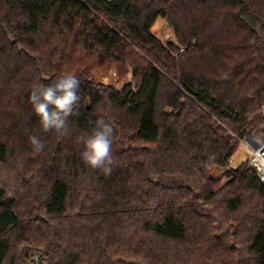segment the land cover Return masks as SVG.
Wrapping results in <instances>:
<instances>
[{
	"label": "trees",
	"instance_id": "16d2710c",
	"mask_svg": "<svg viewBox=\"0 0 264 264\" xmlns=\"http://www.w3.org/2000/svg\"><path fill=\"white\" fill-rule=\"evenodd\" d=\"M93 53L133 81L98 80ZM66 74L81 101L45 132L30 93ZM101 116L110 174L77 143ZM249 131L264 141V0H0V264H264V183L214 174Z\"/></svg>",
	"mask_w": 264,
	"mask_h": 264
},
{
	"label": "clouds",
	"instance_id": "9594fccd",
	"mask_svg": "<svg viewBox=\"0 0 264 264\" xmlns=\"http://www.w3.org/2000/svg\"><path fill=\"white\" fill-rule=\"evenodd\" d=\"M79 87L80 80L75 75L66 74L57 76L50 86L39 85L32 88L29 103L45 132L54 130L60 135L67 134L68 117L74 113L81 101ZM113 138L112 124L101 116L95 121L90 133L77 138V143L83 145L80 156L84 164L110 174L113 164ZM29 139L35 151L43 150L44 144L39 137L31 136ZM251 163L256 168L257 175L264 181V155H256Z\"/></svg>",
	"mask_w": 264,
	"mask_h": 264
},
{
	"label": "rangeland",
	"instance_id": "374dc122",
	"mask_svg": "<svg viewBox=\"0 0 264 264\" xmlns=\"http://www.w3.org/2000/svg\"><path fill=\"white\" fill-rule=\"evenodd\" d=\"M151 30L164 42H167L168 40L176 41L172 27L163 18H158L152 25ZM181 51H183V48ZM86 62H88L90 68L89 70L98 80L105 84H111L116 89H121L127 82L133 81V73L130 66L109 60L100 53L87 55ZM253 136L258 137L254 131H249L241 140L239 150L234 154V156H232L233 166H238L240 164L242 160L241 156L249 155L250 151L246 148L245 141L247 138H252ZM242 164H246L248 166L246 161H243L241 165ZM221 170L222 169H215V177L223 176ZM227 180L228 179L223 176L219 186L225 184Z\"/></svg>",
	"mask_w": 264,
	"mask_h": 264
},
{
	"label": "built area",
	"instance_id": "2783aa9c",
	"mask_svg": "<svg viewBox=\"0 0 264 264\" xmlns=\"http://www.w3.org/2000/svg\"><path fill=\"white\" fill-rule=\"evenodd\" d=\"M245 146L250 151V153L249 155H246L245 159L241 160L239 165H241L243 161H246L248 166L253 167L256 172V168L252 166L251 161L256 155H264V141L258 137L253 136L252 140L245 141ZM229 161V164L222 168V173L231 170L233 167H236L233 166V157ZM258 178L260 179L259 176ZM260 181L264 183V181H262L261 179ZM28 262L29 264H47V255L43 251H40L38 249H31L28 252Z\"/></svg>",
	"mask_w": 264,
	"mask_h": 264
},
{
	"label": "bare ground",
	"instance_id": "6f19581e",
	"mask_svg": "<svg viewBox=\"0 0 264 264\" xmlns=\"http://www.w3.org/2000/svg\"><path fill=\"white\" fill-rule=\"evenodd\" d=\"M253 138V137H252ZM252 138H247L246 140H252ZM242 159H245L246 155L241 156Z\"/></svg>",
	"mask_w": 264,
	"mask_h": 264
}]
</instances>
